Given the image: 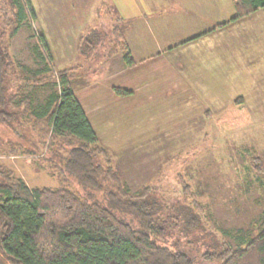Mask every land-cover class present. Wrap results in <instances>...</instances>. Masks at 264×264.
<instances>
[{
  "label": "rangeland",
  "instance_id": "1",
  "mask_svg": "<svg viewBox=\"0 0 264 264\" xmlns=\"http://www.w3.org/2000/svg\"><path fill=\"white\" fill-rule=\"evenodd\" d=\"M100 1L103 5L98 0H29L26 20L10 37L12 22L7 19L16 20L18 10L14 0H0V28L10 54L32 70L49 66L56 73L79 67L73 90L84 101L99 144L111 153L128 192L146 189L170 205L199 203L207 230L232 245L236 241L226 232L254 237L264 214V185L256 180L252 164L253 158L264 157V13L168 51L167 43L177 39L178 46L190 29L203 25L210 31L235 15L232 0H208L209 14L185 18L176 31L174 26L171 34L158 36L164 47L160 57L141 60V66L128 70L122 50L111 52L117 18H128L129 26L142 21L150 28L157 14H176L183 6L178 0H161L165 8L160 9H153L158 0ZM92 29L103 34V45L87 59L79 39ZM155 35L145 31L140 38L154 45ZM15 82L12 77L10 85ZM115 88L132 93L120 96ZM56 90L54 85L29 88L36 107ZM49 147L19 120L0 123V165L31 188L57 186L42 162ZM185 184L194 199L184 195ZM93 200L106 205L98 194ZM190 241L194 238L174 231L158 243L177 244L175 249L196 256L206 251ZM198 259L199 264H214Z\"/></svg>",
  "mask_w": 264,
  "mask_h": 264
},
{
  "label": "trees",
  "instance_id": "2",
  "mask_svg": "<svg viewBox=\"0 0 264 264\" xmlns=\"http://www.w3.org/2000/svg\"><path fill=\"white\" fill-rule=\"evenodd\" d=\"M14 37L27 18L29 0H14ZM235 15L209 32L224 28L259 11L264 0H232ZM112 30V53L122 50L126 67L136 66L127 44L122 18ZM128 23V21H126ZM130 25V23H128ZM205 34V33H204ZM193 37L185 43L198 39ZM80 52L93 58L103 45V34L92 29L79 39ZM79 67L54 72L49 66L32 70L15 61L0 28V123L21 121L49 142L42 158L57 180L56 187H30L15 172L0 165V264H264V214L257 233L233 235L236 245L208 231L202 206L185 202L168 204L148 190L131 194L114 168L111 153L99 144L72 82ZM15 77V85H10ZM54 85L45 103L35 106V90ZM11 91H8V87ZM127 96L132 92L117 89ZM256 180L264 185V157L253 158ZM74 188H77L75 190ZM184 195L194 194L189 185ZM82 192V193H81ZM100 195L106 205L93 200ZM174 231L206 251L200 256L160 245ZM210 232L209 235L207 233ZM209 236V238L207 237Z\"/></svg>",
  "mask_w": 264,
  "mask_h": 264
},
{
  "label": "crops",
  "instance_id": "3",
  "mask_svg": "<svg viewBox=\"0 0 264 264\" xmlns=\"http://www.w3.org/2000/svg\"><path fill=\"white\" fill-rule=\"evenodd\" d=\"M98 1H99V5H101V4L103 5L104 2H102L100 0H98ZM160 1L161 0H158L157 6H155V4L152 3L153 9H156V8L160 9V7L165 8V6L160 5ZM162 1H164V3H167V2L170 3V0H162ZM213 1L216 3L219 2V0H213ZM154 2H156V1H154ZM175 2H178V4H180L181 7L183 6L181 8V10L179 12H177L176 14H169L168 13L169 11H167V13L162 11L161 13L157 14L154 18H152V22L149 25L150 28H146L147 27L146 24L142 21H138L134 25L129 26V24L126 22V21H128L127 20L128 18L123 19L124 23L122 25L123 26L124 25L129 26L127 29L124 28L125 29L124 31L127 34V44L129 46L130 52H131L132 57L134 58V60L136 62V66H134L132 68L126 67L128 70L129 69L132 70V69H135V68L141 66L143 63V61L141 62V60L152 59L155 56L160 57L162 55L164 47L161 43L160 37H158V36H160L161 34H165V35L171 34L170 31L172 30V28L175 26L174 31H176V26L181 22V20H183L185 18H191L192 15L195 16L197 14H202V13H205L207 15L209 13H207L205 11L210 12V9H211V8H209L210 6H209L208 0H178ZM214 11L217 12V10H214ZM96 14H97V12H96ZM141 16L142 15L139 14L137 16V18L140 19ZM207 28H208V26L204 28L203 25H199V27H195V28L190 29V31L188 33L189 37H186L182 41H179L180 43L178 44V46L176 44L177 39L173 38L176 41H174V42L169 41L167 43V44H169L168 51H172L175 48L179 47L180 45H183V46L186 45L187 46V45L192 44L197 39L190 41L188 43H185V42H187L188 40L192 39L195 36L204 34L205 32H209V29L207 30ZM145 31L149 34H152V33L156 34V35L158 34L154 45H153V43H150V42H142L143 40L140 38V36L143 35ZM161 32H163V33H161ZM134 34L137 35L136 36L137 37L136 39L138 40L137 43L135 41L136 39H135ZM205 35H207V33H205L204 36ZM166 39H167V37H166ZM134 43H136L137 46ZM166 46H168V45H166ZM151 51H154L155 53H152ZM164 51H165V49H164ZM117 89L127 90V89H123V88H115V91ZM74 92H75V90H74ZM118 95H120V94H118ZM120 96H123V95H120ZM80 103L83 106L84 110H87V108L84 104V101H80Z\"/></svg>",
  "mask_w": 264,
  "mask_h": 264
}]
</instances>
